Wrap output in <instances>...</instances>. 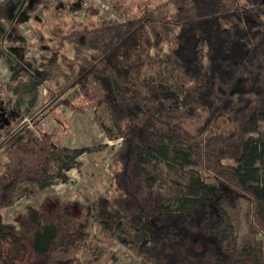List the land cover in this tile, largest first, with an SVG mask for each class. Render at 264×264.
Segmentation results:
<instances>
[{"label": "trees", "instance_id": "1", "mask_svg": "<svg viewBox=\"0 0 264 264\" xmlns=\"http://www.w3.org/2000/svg\"><path fill=\"white\" fill-rule=\"evenodd\" d=\"M108 1L115 21L77 0L63 5L68 25L48 16L30 24L41 36L31 48L51 54L46 83L58 104L78 114L104 105L102 128L121 140L107 188L84 202L48 194L6 222L28 185L66 181L83 164L65 145L64 118L39 134L13 132L2 147L0 264H98L116 245L139 264H264V0ZM3 89L0 129L33 110ZM161 162L185 184L169 183ZM242 200L243 247L230 216Z\"/></svg>", "mask_w": 264, "mask_h": 264}, {"label": "rangeland", "instance_id": "2", "mask_svg": "<svg viewBox=\"0 0 264 264\" xmlns=\"http://www.w3.org/2000/svg\"><path fill=\"white\" fill-rule=\"evenodd\" d=\"M40 1L42 0H7L0 3V43L2 49L0 56H4L7 63L16 68L11 76L9 75L10 79L15 82L14 86H9L11 96L16 106L18 105L28 111L33 109L29 117L0 129V148L9 145L10 137L15 135L13 133L15 131L31 130L32 128L38 130L43 128L57 129L60 118H64L70 124L69 133L71 134V138L65 142V145L70 149L82 151L80 160L83 164L80 168H73L69 171L66 175V181L56 179L45 187L28 185L20 192L16 204L3 211L6 222L12 220L16 211L23 212L28 205L38 207L48 194H52L62 201L84 202V195H88L94 200L99 191L107 188L103 185V181L110 173V162L113 155L121 146L120 139L111 140L102 128V125L108 122V114L104 105L98 106L96 110H87L86 114H78L64 107V105L60 106L58 104L60 97L56 96L54 86L46 83L47 78L52 73L50 66L53 60L49 57L51 56L50 53L46 54L44 50H37V46L31 48V43L36 42L37 39L41 40V36L31 28V23L27 22V17L31 19L29 14L33 15V9H37V13L34 15L40 22L41 18L48 16L49 21L53 24L63 21L64 24L68 25L73 15L67 14V10L64 9V6H60L57 0H53L51 5L41 10ZM84 1L93 2L101 10L103 17L112 21L118 18L112 9L111 1ZM130 4L133 7L145 6V0H130ZM57 8L59 9L57 10ZM26 13L25 19L23 15L25 16ZM80 19L83 18L80 17ZM44 28L42 30L43 36H46L47 33ZM40 53H44L45 58L40 57ZM35 84L38 85L37 90H35ZM6 122H8L7 119ZM35 123H38L37 127ZM3 151V149L0 150V158L6 156ZM3 163L4 161L0 163V169ZM224 163L235 165L233 160H225ZM159 167L169 183L178 181L185 184L182 175L167 163L161 162ZM186 169L191 173L195 171L192 167ZM208 181L215 183L213 179ZM173 187L178 188L175 184ZM53 207L54 205H48L46 211L50 213ZM247 208V202L242 200L239 206L230 213L231 221L236 228V238L241 247L249 240V224L245 217ZM70 211L72 214H76L78 209L72 207ZM30 259L31 256L28 257L27 261ZM124 263L139 264L133 254L116 245L110 253L104 255L98 264Z\"/></svg>", "mask_w": 264, "mask_h": 264}, {"label": "built area", "instance_id": "3", "mask_svg": "<svg viewBox=\"0 0 264 264\" xmlns=\"http://www.w3.org/2000/svg\"><path fill=\"white\" fill-rule=\"evenodd\" d=\"M7 1V0H0V3ZM59 2V5L63 6V5H67V4H73L75 3L77 0H57ZM93 3V2H91ZM88 1L84 2V6H88L89 4H91ZM59 8H57L58 10ZM43 14H46L45 12H43ZM42 14V15H43ZM0 52H2L1 49V43H0ZM12 71V68L8 65L7 61L5 60L4 56H0V100H3L6 96V92L4 91V86L6 85V83L8 82V78H9V74ZM33 132H35L36 134H39L37 129L32 128L31 129ZM5 158H0V163L2 161H5Z\"/></svg>", "mask_w": 264, "mask_h": 264}, {"label": "crops", "instance_id": "4", "mask_svg": "<svg viewBox=\"0 0 264 264\" xmlns=\"http://www.w3.org/2000/svg\"><path fill=\"white\" fill-rule=\"evenodd\" d=\"M42 1H43V3H46V2H47L48 5H51V3H52L53 0H42ZM43 7H44V6H43ZM43 7L41 6L40 9H41V10L44 9ZM40 9H38V10H40ZM36 10H37V9H33V12H34V13H37ZM38 12L40 13V11H38ZM34 13H33V15H30V14H29V16H30L31 19H28V17H27V22L31 23V25H33L34 22H35V20H36V17H35V15H34ZM26 16H27V13H26L25 16L23 15V17H24L25 19H26ZM35 25H36V24H35ZM31 28H32V27H31ZM33 28H34V27H33ZM33 28H32V29H33ZM28 30H30V29H28ZM8 65L12 68V71H11L10 74H9V75L11 76V73H12L13 71H15L16 68L12 67L9 63H8ZM10 76H9V78H8V82H7L6 85H5L6 90H9V92H11V91H10V89L8 88V85H9V84H13V85H15V82H14L13 80L10 79ZM9 95H10V93H9Z\"/></svg>", "mask_w": 264, "mask_h": 264}]
</instances>
